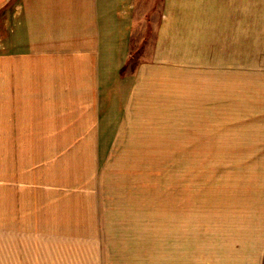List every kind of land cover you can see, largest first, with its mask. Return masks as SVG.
I'll return each mask as SVG.
<instances>
[{
  "label": "rangeland",
  "instance_id": "1",
  "mask_svg": "<svg viewBox=\"0 0 264 264\" xmlns=\"http://www.w3.org/2000/svg\"><path fill=\"white\" fill-rule=\"evenodd\" d=\"M151 5L134 11L119 75L106 50L90 66L71 49H0V264H103L109 246L131 259L116 240L133 195L165 175L203 195L264 172V0Z\"/></svg>",
  "mask_w": 264,
  "mask_h": 264
},
{
  "label": "crops",
  "instance_id": "2",
  "mask_svg": "<svg viewBox=\"0 0 264 264\" xmlns=\"http://www.w3.org/2000/svg\"><path fill=\"white\" fill-rule=\"evenodd\" d=\"M141 1L149 2L0 0V38L3 41H0V49H27L30 58L34 56L32 50L71 49L76 60L79 56L76 53L92 59L90 66H100L101 52L106 50L108 64L117 66V50L130 48L132 19ZM159 1L151 0V8H158ZM167 39L169 35L161 27L155 39L154 54L163 65L172 64L173 57L168 56L166 60L165 56H160L161 50L176 47L165 46ZM129 52L122 55L115 74L127 68L132 53ZM41 55L48 60L46 52ZM29 64H33L31 59ZM142 69L137 72L140 76ZM93 83L96 89L100 86L95 75ZM258 174L243 175L244 179L254 178L247 183L242 180L243 176L220 175L219 192L203 195H198L192 186H182L186 181L179 179L184 176L165 175L172 180L157 186L158 191L152 193L151 199L147 192L140 193L139 197L133 195L132 209L125 212L126 229L123 238L116 241L123 242L125 251L132 252L131 259L125 253V261L114 260L109 246L108 254L102 256L103 264H264V172ZM108 242H112L111 238ZM100 250L95 253L99 259Z\"/></svg>",
  "mask_w": 264,
  "mask_h": 264
},
{
  "label": "trees",
  "instance_id": "3",
  "mask_svg": "<svg viewBox=\"0 0 264 264\" xmlns=\"http://www.w3.org/2000/svg\"><path fill=\"white\" fill-rule=\"evenodd\" d=\"M129 59H130V57H128V62H129ZM126 66H127V64H126ZM124 68H125V66H124Z\"/></svg>",
  "mask_w": 264,
  "mask_h": 264
}]
</instances>
